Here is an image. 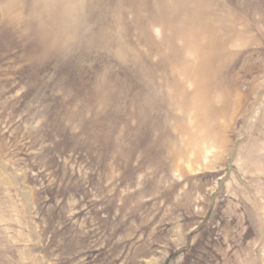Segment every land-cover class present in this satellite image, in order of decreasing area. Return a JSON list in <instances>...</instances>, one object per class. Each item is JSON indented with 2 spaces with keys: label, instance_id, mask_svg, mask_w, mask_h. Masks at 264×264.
Masks as SVG:
<instances>
[{
  "label": "rangeland",
  "instance_id": "obj_1",
  "mask_svg": "<svg viewBox=\"0 0 264 264\" xmlns=\"http://www.w3.org/2000/svg\"><path fill=\"white\" fill-rule=\"evenodd\" d=\"M0 264H264V0H0Z\"/></svg>",
  "mask_w": 264,
  "mask_h": 264
}]
</instances>
